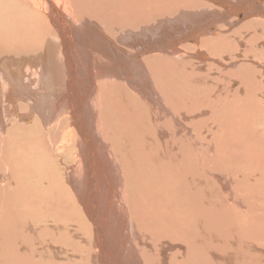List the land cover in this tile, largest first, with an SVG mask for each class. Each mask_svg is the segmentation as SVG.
Here are the masks:
<instances>
[{
	"label": "bare ground",
	"instance_id": "bare-ground-1",
	"mask_svg": "<svg viewBox=\"0 0 264 264\" xmlns=\"http://www.w3.org/2000/svg\"><path fill=\"white\" fill-rule=\"evenodd\" d=\"M174 1L0 0V264H229L186 104L207 73L180 55L214 42L228 52L238 35L216 25L238 23L231 9L264 16V0H203L218 19L158 18ZM258 40L247 41L249 62L262 60ZM193 57L196 69L213 62L212 75L234 67ZM51 73L52 101L42 93ZM256 80L227 93L222 83L216 97L241 104L250 122L264 115Z\"/></svg>",
	"mask_w": 264,
	"mask_h": 264
},
{
	"label": "rangeland",
	"instance_id": "rangeland-1",
	"mask_svg": "<svg viewBox=\"0 0 264 264\" xmlns=\"http://www.w3.org/2000/svg\"><path fill=\"white\" fill-rule=\"evenodd\" d=\"M185 3L184 0H175L174 4L176 5H172L166 12L157 17H168L167 21H170V19L174 17L178 19L182 16V19L183 17L185 19L190 17V19H188L193 21L192 17H195L197 12V18L202 17V14L204 15L202 11L205 13L207 12V15L208 12L214 11L211 13L215 14H213V17H216V19H218L221 14L216 6L207 1L193 0L192 2L188 1V3L184 5ZM260 6H263L262 9L264 10V3ZM243 9L241 12L237 10L239 12L236 14L234 9H231L233 13L229 15V18L231 20L240 19L238 23L230 22L229 26H231L232 30L224 23L216 25L219 36H221V34L228 37L238 35L236 38L233 37L230 39L232 40V45L228 52H223V46L214 42V44L208 48L200 45V47L195 50L186 51L182 49L180 57L182 59L181 61L185 64L184 66L188 69H193L197 73H207L204 83L200 82L203 80L201 77L200 81L196 82V84L192 82L191 77L186 78V82L191 79V84H193L191 86L194 87L196 91L200 89L199 92H195V94L192 93L193 95L186 93V104L189 110L194 106L193 109L195 111L193 109H191V111L193 110V113L196 112V117L193 119L195 124L190 121V123H188L194 128L193 132L197 140L195 149H197L196 157L199 174L202 175V177H204L207 172L211 174V188L215 205L214 210L217 217L213 226L215 228L214 231L223 233L224 230H226L228 233L225 236L229 238V244L231 245V251H227L229 254V264H264V115H261V112L256 113L255 107L251 106V114H256L249 116V119H251L249 122L247 121L248 116H245L244 113L241 115V104L238 106L232 105L231 102H226L223 98L216 97L218 92L222 91V89L224 90L225 86L222 85V83H229L230 87L226 86V93L230 91V88L236 87H240L244 91V83L249 81L252 76H256L257 80L255 83L251 82V88L253 90L254 86H257L256 88L259 89L260 98L262 97L261 106H264V52L262 53V49L264 50V16L261 17L257 14L251 15L253 17H246L244 19V16L248 14V10ZM192 13L195 14L192 15ZM207 15L205 17H207ZM176 16L179 17L176 18ZM254 17L256 19H254ZM197 18H195V20ZM228 28L231 31H229V33H227V30H229ZM196 30L198 29H195L194 32H196ZM257 35L260 41L258 40L254 43L255 47L252 46V48L261 49V53L257 54V56L259 55V58L262 60L259 61L256 58L257 61L252 60V62H249L247 58L251 55L246 57L249 45L247 41ZM215 37L216 35L213 36V38ZM241 42L243 43L242 46ZM181 45L177 47L182 48ZM196 51L202 54L204 53L208 55L209 58L219 61H223L222 57H228V60L223 62L233 63L234 67L229 69L230 72L227 70L224 71L222 67H219L218 70H213L215 72L213 75L208 72L214 64L213 62H211L212 65L203 64L204 69L201 68L203 71L199 68L196 69L198 61L193 57ZM239 53L243 54L246 59V64L249 65L246 68H240L243 58L239 59L240 61L237 60V58L235 59V56L239 55ZM255 68L259 70L257 71ZM217 77L221 79L219 84H217V82L218 80L220 81V79H216ZM54 84L59 86V83L55 81L51 73L50 78L47 80V88L42 91L43 94L51 97L50 101L55 98L52 94V87ZM211 93L214 94L212 95ZM190 99L192 100L190 101ZM194 99H197L196 102ZM201 99L203 100L200 101ZM44 100H46V97L43 101ZM200 102H204L203 107H201L202 105ZM206 103L210 104L206 105ZM57 104H60V102ZM65 107L68 108L67 104H65ZM236 112L241 116L237 117L238 114ZM233 126H236V128L233 129ZM184 136H186V134L182 137V148L187 149L190 145L186 142V138H189V136ZM201 182L205 188V180ZM223 216H225V218ZM221 236L225 238L224 235ZM220 250V247H218L217 251L219 254L221 253ZM219 261L220 260L216 257L214 259V264H218Z\"/></svg>",
	"mask_w": 264,
	"mask_h": 264
}]
</instances>
